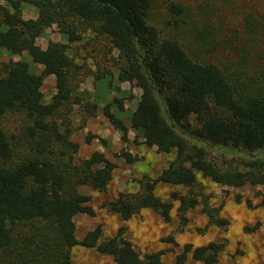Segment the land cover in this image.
I'll list each match as a JSON object with an SVG mask.
<instances>
[{
	"label": "trees",
	"instance_id": "1",
	"mask_svg": "<svg viewBox=\"0 0 264 264\" xmlns=\"http://www.w3.org/2000/svg\"><path fill=\"white\" fill-rule=\"evenodd\" d=\"M2 1L0 46L15 54L27 51L33 62L43 67L34 71L28 61L13 59L0 64V115L25 112L32 120L27 136L30 144L36 141L37 151L15 159L17 146L0 126V264H76L72 258L76 245L109 254L116 264H169L163 260V249L142 255L126 236L125 224L106 238H102L100 224L81 238L77 236V214L95 213L91 196L80 186L105 190L116 167L99 150L78 162L62 163L54 146L62 134L49 119L72 98L70 81L79 68L68 53L69 43L87 31L108 38L118 50L119 81L135 82L141 88L129 126L111 111L110 103L103 108L121 130L122 139L127 140V132L133 129L149 147L176 153L155 177L144 172L140 189L119 191L107 203L109 208L126 223L143 209L170 222L176 208L179 230L183 231L190 221L188 212L202 205L207 226L227 232L231 220L221 214L224 204L211 205V195L205 194L199 179L233 187L264 184V13L257 11L263 21L248 13L246 29H231L225 25L224 13L231 0H221V11L218 6L211 9L200 4L203 15L196 41L207 50L219 49L230 55L232 60L222 66L200 61L174 38L163 37L148 21L153 0ZM24 3L37 7L36 18L23 16ZM168 8L176 16L185 11L179 2ZM54 24L68 42H51L44 48L37 38ZM48 75L55 77L56 92L44 102L42 85ZM113 103L124 109L122 98L115 97ZM208 147L245 149L247 156L240 161L243 168L219 167ZM121 156L129 163L138 160L129 151ZM160 183L185 190H173L165 199L157 193ZM259 224L245 229L254 230ZM162 240L178 245L174 234ZM228 244L225 235L200 245L186 242L175 263L185 264L192 258L217 264Z\"/></svg>",
	"mask_w": 264,
	"mask_h": 264
},
{
	"label": "rangeland",
	"instance_id": "2",
	"mask_svg": "<svg viewBox=\"0 0 264 264\" xmlns=\"http://www.w3.org/2000/svg\"><path fill=\"white\" fill-rule=\"evenodd\" d=\"M175 2L185 7L181 16L173 15L169 11L168 6ZM0 3L5 2L0 0ZM200 4L211 9L218 6V10L221 11V0H153L148 21L158 28L163 37L174 38L180 42L192 57L224 66L229 59L232 60L230 55L219 49L207 50L196 41L203 15ZM22 9L25 18L34 19L38 16V9L32 4L24 3ZM258 10L264 13V0H231L224 6L227 19L225 25L231 29H246L245 16L248 13L263 21ZM66 39V35L59 32L54 24L43 30L37 42L46 48L51 42H68ZM68 53L79 64L70 81L73 96L49 119L57 123L62 134L61 140L54 141L58 158L62 163H73L99 150L116 164L113 178L105 190L80 186L82 192L91 196L90 204L95 213L77 214L75 217L77 236L81 238L88 230L100 224L102 238H106L115 235L119 226L125 224L128 226L126 236L133 241L142 255L152 250L163 249L165 251L163 260L169 264H176V254L184 243L200 245L225 235L229 239V244L217 264H264V204L261 203L264 199V184L247 183L242 187H233L216 183L209 178L199 179L205 194L211 195V205L224 204L221 214L231 220L227 232L214 225L207 226L208 217L202 211V205L188 212L190 221L183 231L179 230L176 208L173 209V219L170 222H166L161 215L151 209H143L127 223L109 208L107 203L114 199L119 191L140 189L139 179L142 178V174L147 172L155 177L176 153L158 152L156 147H149L133 129H129L127 140H123L121 130L117 129L104 114V106L110 103L111 111L124 119L129 126V115L138 105L141 95V88L135 82L119 81L121 60L118 50L113 48L108 38L97 36L91 31L84 32L81 39L69 43ZM11 59L28 61L31 70L34 71H40L43 67L33 62L27 51L15 54L0 46V64ZM55 84L53 75L45 77L42 85L44 102L51 100L56 92ZM115 97L123 99V110H119L117 104L113 103ZM192 120L194 125H197L194 117ZM31 123L32 120L22 111H10L0 115V126L17 146L15 159L25 154L37 153L36 141L30 144L27 136V127ZM74 144H77V147ZM208 149L219 167L243 168L240 161L247 156L245 149L230 147ZM123 151H129L137 156L138 160L127 162L121 156ZM261 153L264 155V149ZM173 190L185 189L168 183H160L157 186V193L165 199L170 198ZM258 222L260 224L256 229H245V226L253 228ZM170 234L175 235L178 245L162 240V237ZM72 258L76 264H116L111 255L101 253L94 247L82 245L73 247ZM185 264L204 263L190 258Z\"/></svg>",
	"mask_w": 264,
	"mask_h": 264
}]
</instances>
